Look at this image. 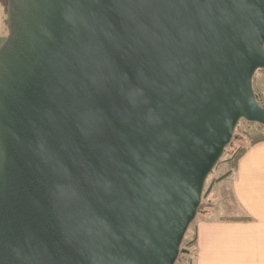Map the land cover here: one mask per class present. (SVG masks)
<instances>
[{
  "label": "water",
  "instance_id": "95a60500",
  "mask_svg": "<svg viewBox=\"0 0 264 264\" xmlns=\"http://www.w3.org/2000/svg\"><path fill=\"white\" fill-rule=\"evenodd\" d=\"M0 264H175L242 119L264 0H6Z\"/></svg>",
  "mask_w": 264,
  "mask_h": 264
},
{
  "label": "crops",
  "instance_id": "0c3cea01",
  "mask_svg": "<svg viewBox=\"0 0 264 264\" xmlns=\"http://www.w3.org/2000/svg\"><path fill=\"white\" fill-rule=\"evenodd\" d=\"M0 0V46L8 34ZM234 218L201 220L195 233V264H264V141L238 159L231 182Z\"/></svg>",
  "mask_w": 264,
  "mask_h": 264
},
{
  "label": "rangeland",
  "instance_id": "374dc122",
  "mask_svg": "<svg viewBox=\"0 0 264 264\" xmlns=\"http://www.w3.org/2000/svg\"><path fill=\"white\" fill-rule=\"evenodd\" d=\"M3 2L6 9V0ZM6 34H8V29ZM253 89L259 103L264 104V70L260 69L255 73ZM259 139H264V125L244 119L238 122L230 144L205 182L196 217L185 234L181 252L175 264H195V233L196 226L201 220L222 216L234 218L239 214L231 194V182L236 163L235 155L240 149L247 148Z\"/></svg>",
  "mask_w": 264,
  "mask_h": 264
},
{
  "label": "trees",
  "instance_id": "16d2710c",
  "mask_svg": "<svg viewBox=\"0 0 264 264\" xmlns=\"http://www.w3.org/2000/svg\"><path fill=\"white\" fill-rule=\"evenodd\" d=\"M256 98H257V96H256ZM258 100V99H257ZM260 141H264V139H259V140H257L256 142H254V143H257V142H260ZM254 143H252V144H254ZM251 144V145H252ZM249 147V146H248ZM247 147V148H248ZM247 148H243V149H240L237 153H236V155H235V157H236V163H235V168H236V165H237V161H238V159L242 156V154L247 150Z\"/></svg>",
  "mask_w": 264,
  "mask_h": 264
}]
</instances>
